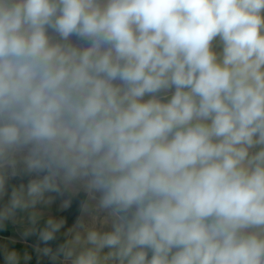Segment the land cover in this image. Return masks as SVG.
Segmentation results:
<instances>
[{
    "label": "clouds",
    "instance_id": "9594fccd",
    "mask_svg": "<svg viewBox=\"0 0 264 264\" xmlns=\"http://www.w3.org/2000/svg\"><path fill=\"white\" fill-rule=\"evenodd\" d=\"M264 264V0H0V264Z\"/></svg>",
    "mask_w": 264,
    "mask_h": 264
},
{
    "label": "crops",
    "instance_id": "0c3cea01",
    "mask_svg": "<svg viewBox=\"0 0 264 264\" xmlns=\"http://www.w3.org/2000/svg\"><path fill=\"white\" fill-rule=\"evenodd\" d=\"M33 264H35V261H33Z\"/></svg>",
    "mask_w": 264,
    "mask_h": 264
}]
</instances>
